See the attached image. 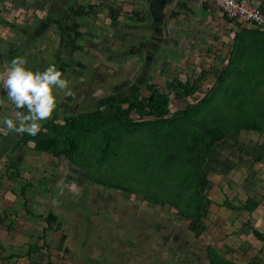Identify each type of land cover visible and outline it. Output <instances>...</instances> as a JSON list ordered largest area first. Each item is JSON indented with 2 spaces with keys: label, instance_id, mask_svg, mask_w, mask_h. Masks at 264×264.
I'll use <instances>...</instances> for the list:
<instances>
[{
  "label": "rangeland",
  "instance_id": "obj_1",
  "mask_svg": "<svg viewBox=\"0 0 264 264\" xmlns=\"http://www.w3.org/2000/svg\"><path fill=\"white\" fill-rule=\"evenodd\" d=\"M103 18L92 17L94 22L99 21L104 26L102 29H107ZM239 23L242 24L239 29L248 24ZM228 25H215L216 33ZM180 27L171 35L163 36V40L160 33L156 36L154 32L146 31L139 37L124 36L122 31L130 30L123 28L108 36L102 31L94 35L92 31H86V43L82 44L85 58L83 54L82 57L87 59L88 67H83L87 71L72 68L77 71H73L70 79L74 95L70 99L59 100L57 112L62 116L91 111L101 103L109 102L108 95L111 99L135 93L147 96L150 83H156L162 91H167V84L177 77L183 81L190 79L191 83L198 81L200 89L184 100H177L172 93L169 105L172 112L182 109L187 102H196L204 97L224 68L231 47L228 42L223 46L220 41H210L214 38L207 29L194 33L191 27ZM232 28L238 27L234 25ZM117 33L124 37L116 36ZM139 39L142 42L158 39L161 44L150 49ZM194 39L205 41L197 45ZM99 67L103 69L100 78L84 80L83 72ZM202 70H207V73L202 74ZM76 79L79 84H75ZM88 82L93 87L83 90L82 87L88 88ZM77 86L80 88L76 89ZM95 86L98 91H91ZM132 117L137 115L133 113ZM62 121V117L58 119V122ZM251 135L252 132H242L239 137L218 143L208 159L205 168L210 173V182L206 193L213 204L204 219L206 230L203 233L192 232L188 228L189 221L168 206L151 208L143 201L142 195L109 189L89 181L83 170L64 157L54 158L41 153L39 161L33 163L37 176L44 180L37 191L38 198L33 200L34 209L40 215H47L50 211L56 213L62 229L56 228L60 224L57 222L53 223L54 229L49 228L44 233L46 223L40 219L37 238L45 242V253L52 256V261L63 264H109V261L116 264H187L183 257L189 260L188 264H208V245L230 258L246 260L243 249L256 247L255 236L249 228L242 226L247 220L243 206L248 197H253L260 204L253 214L254 221L250 219L257 229L264 231V163L254 161L264 154V136L250 143L253 144L250 148L243 143H249ZM35 153L39 154L36 150ZM226 198L234 209L220 206ZM43 233L48 239H42ZM105 241L109 246L108 261H99L101 256L90 258L88 255L91 253L99 254L102 244L106 245ZM83 242L90 243V246ZM259 258H264V254Z\"/></svg>",
  "mask_w": 264,
  "mask_h": 264
},
{
  "label": "trees",
  "instance_id": "obj_2",
  "mask_svg": "<svg viewBox=\"0 0 264 264\" xmlns=\"http://www.w3.org/2000/svg\"><path fill=\"white\" fill-rule=\"evenodd\" d=\"M96 5L78 6L75 12L80 16L97 14ZM257 36L264 37L250 35L251 47H246L241 28L214 84L204 97L187 102L182 109L171 111V94L184 100L194 95L200 84L177 77L167 84V91L150 83L147 96L126 94L105 103V109L62 116L56 111L53 118L42 121L39 134L25 133L24 140L34 141L39 153L64 157L83 170L89 181L140 194L151 208L168 206L189 221L192 232L203 233L204 219L213 204L206 193L210 173L205 167L215 146L239 137L244 130L264 136V44H255ZM201 73L205 75L207 70ZM133 113L137 117H132ZM60 117L62 122L57 121ZM220 206L234 209L228 198ZM258 206L253 197L246 199L247 211ZM44 219L47 232L54 229L58 215L50 211ZM252 233L264 242L263 230L252 226ZM207 252L208 264H255L229 259L211 245ZM49 264L63 263L50 260Z\"/></svg>",
  "mask_w": 264,
  "mask_h": 264
},
{
  "label": "crops",
  "instance_id": "obj_3",
  "mask_svg": "<svg viewBox=\"0 0 264 264\" xmlns=\"http://www.w3.org/2000/svg\"><path fill=\"white\" fill-rule=\"evenodd\" d=\"M248 1L264 13V0ZM88 4H97L96 11L98 13L90 16L76 14L75 10L78 6ZM0 5V73L6 70L12 59L21 56L27 60L26 67L32 71H44L49 65L55 64L69 81L73 77V71H76L72 68L87 71L83 69V67H88V63L87 59L84 60L85 50H82V44L86 43L84 41V37L87 35L86 31H92L93 35L94 33L100 34L99 31H102L105 36H108L123 28L130 30L122 31L124 36L137 35L136 37H139L146 31L154 32L156 36L160 33L162 39L163 36L167 37L176 32L181 28V25L182 29H185L186 26L191 27L194 33L207 29L209 35L214 38L210 41H220L223 46L225 42H228L231 50L236 33L241 31L240 26L236 25L238 21L233 19L231 22L228 21L230 17L222 11L198 0H0ZM115 12L117 14H113ZM96 15L105 17L103 19L108 25L107 29H102L103 25L99 21L94 22L92 17ZM219 23L223 26L229 25L216 33L215 25H219ZM167 25H172V27H168V29ZM234 25L238 28H232ZM242 29L243 36L248 43L246 47H251L249 45L250 35H264V30H258L249 23ZM212 33L220 38L216 39ZM115 35L124 37L121 36V33ZM139 40L142 42V39ZM133 41L131 40L130 43ZM202 41L194 39L197 45H202L199 43ZM142 43L144 46H150V49L161 44L158 39L145 40ZM255 44L261 47V44H264V37L257 36ZM190 46H193V43ZM207 49L209 48L207 47ZM227 62L228 58L224 62V67ZM101 67L83 72L84 80L100 78L103 70L100 69ZM74 75L76 74L74 73ZM79 82L77 80L75 84H79ZM89 83L88 88L85 86L82 89L90 90L93 86H89ZM79 88L80 86L76 87V89ZM95 89L96 86L91 91L97 92L98 89ZM0 94H4L2 84H0ZM104 97L97 100L100 101ZM62 98L70 99L72 96L62 95L59 100ZM108 98L109 102L117 100L111 99L110 95ZM64 106L63 104V108ZM100 107L106 108L102 103L97 108ZM17 111L25 110H18L9 102L6 109L0 108V116L8 115L10 118H14ZM243 132L245 134L252 132L250 138L254 140L249 139V143H243L245 146L249 145L247 147L250 148L253 145L250 143H254L257 138L261 139L263 136L255 131L244 130ZM34 146L35 142L32 140L25 142L24 134L7 133L3 125H0V264H34V262L49 264V261L52 260V256L45 253V242H40L41 239L37 238L40 219L44 221L49 212L47 215L42 214L41 216L38 211V213L35 212L33 205V200L36 201L39 196L37 191L41 181L37 176L38 171L36 172L33 165L34 162L39 161L40 155L39 152L38 155L35 153ZM253 154L255 155V153ZM261 156L254 161L264 163V154ZM259 169L255 170L259 172ZM243 207V211L247 213V220L242 226L249 228L252 232V226L256 228L252 218L257 209L249 212L245 209V204ZM44 233L42 239H48ZM254 239L255 249L246 250L248 247L243 249L246 260L238 261L264 264V258H259L262 253L264 254V242L256 237ZM34 240L36 241L34 242ZM85 245L90 246V243ZM108 249L109 246L106 243V245L102 244L99 254H89L88 251L85 253L89 254L90 258L101 256L99 261H108L106 256ZM220 254L225 256V253L221 251ZM226 257L230 259L229 255ZM182 260L184 263H189L185 257ZM109 264L116 263L109 261Z\"/></svg>",
  "mask_w": 264,
  "mask_h": 264
},
{
  "label": "clouds",
  "instance_id": "obj_4",
  "mask_svg": "<svg viewBox=\"0 0 264 264\" xmlns=\"http://www.w3.org/2000/svg\"><path fill=\"white\" fill-rule=\"evenodd\" d=\"M244 23L258 28L253 22ZM26 65L27 60L17 56L0 73V84L4 89V94H0V108L6 109L10 102L16 109L25 110L17 111L14 118L0 116V125L7 133L35 136L43 130L41 122L51 119L58 110L61 93L73 96L74 92L70 81L55 64L49 65L44 71H32Z\"/></svg>",
  "mask_w": 264,
  "mask_h": 264
},
{
  "label": "built area",
  "instance_id": "obj_5",
  "mask_svg": "<svg viewBox=\"0 0 264 264\" xmlns=\"http://www.w3.org/2000/svg\"><path fill=\"white\" fill-rule=\"evenodd\" d=\"M214 6L231 19L243 22H253L258 28L264 30V13L248 0H199ZM1 7V5H0Z\"/></svg>",
  "mask_w": 264,
  "mask_h": 264
}]
</instances>
